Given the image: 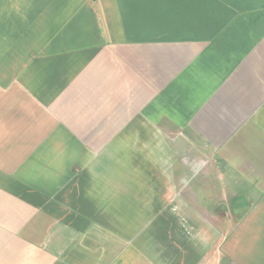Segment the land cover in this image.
Returning <instances> with one entry per match:
<instances>
[{
	"label": "crops",
	"instance_id": "1",
	"mask_svg": "<svg viewBox=\"0 0 264 264\" xmlns=\"http://www.w3.org/2000/svg\"><path fill=\"white\" fill-rule=\"evenodd\" d=\"M0 264H264V0H0Z\"/></svg>",
	"mask_w": 264,
	"mask_h": 264
}]
</instances>
